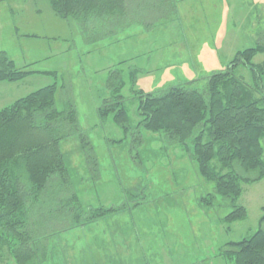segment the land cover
Masks as SVG:
<instances>
[{"label": "rangeland", "instance_id": "rangeland-1", "mask_svg": "<svg viewBox=\"0 0 264 264\" xmlns=\"http://www.w3.org/2000/svg\"><path fill=\"white\" fill-rule=\"evenodd\" d=\"M146 14L91 40L94 32L84 35L74 20L57 18L48 0H0V52L34 72L16 83H0V110L55 85L56 108L64 109L72 96L77 126L91 148L83 150L77 134L60 141L77 202L56 206L46 198L52 217L67 230L47 238L41 264H233L220 255L224 245L264 231L259 223L264 179L243 184L237 205L247 216L226 224L232 205L198 174L190 143L137 129L138 100L132 93L158 94L176 86L203 92L208 77L225 72L237 52L264 46V0H164ZM252 63H264V54ZM111 70H121L126 84L121 96L127 134L112 114L100 119L97 113ZM233 74L249 87L257 82L241 65ZM259 81L264 89V75ZM233 170L242 178L256 175ZM209 195L210 207L204 205ZM104 207L123 209L83 227L70 218ZM121 232L124 242L117 247ZM2 264L14 263L5 255Z\"/></svg>", "mask_w": 264, "mask_h": 264}, {"label": "trees", "instance_id": "trees-1", "mask_svg": "<svg viewBox=\"0 0 264 264\" xmlns=\"http://www.w3.org/2000/svg\"><path fill=\"white\" fill-rule=\"evenodd\" d=\"M164 0H48L53 14L74 20L84 35L94 32L99 40L155 11ZM137 19V20H136ZM264 54V46L237 52L225 72L208 77L203 92L185 86L170 87L158 94L134 91L139 121L137 129L164 133L170 142L191 145L190 158L198 174L214 183V192L232 205L224 222L246 218L237 205L243 184L264 179V89L260 84L264 63L252 59ZM121 63L120 65H122ZM251 71L255 85L249 87L234 76L235 67ZM18 68L0 52V83H16L34 72ZM55 75V73H45ZM137 72L129 74L132 87ZM126 86L121 70H111L106 81V98L97 108L100 119L112 121L127 134V112L121 92ZM56 86L44 87L0 110V264L7 255L14 264H41L45 243L52 233L63 232L52 217L46 198L56 206L77 202L71 193L68 169L60 141L74 134L83 150L91 151L88 138L79 131L72 96L64 109L55 105ZM131 90V88H130ZM190 148L188 146L187 151ZM91 157V156H87ZM255 172L253 178L236 173ZM214 197L204 199L212 206ZM48 205V206H47ZM69 209V208H68ZM121 208L88 209L70 216L76 227L90 225L120 213ZM79 212V211H78ZM264 224V215L259 220ZM220 255L233 264H264V231L259 229L238 242L224 245Z\"/></svg>", "mask_w": 264, "mask_h": 264}, {"label": "crops", "instance_id": "crops-1", "mask_svg": "<svg viewBox=\"0 0 264 264\" xmlns=\"http://www.w3.org/2000/svg\"><path fill=\"white\" fill-rule=\"evenodd\" d=\"M123 240H124V238H123V233L122 232L119 234V236H117V234H116L115 243H116L117 247H118L119 244L121 245L124 242ZM99 253H101V250H100ZM170 258H171V256H170Z\"/></svg>", "mask_w": 264, "mask_h": 264}]
</instances>
